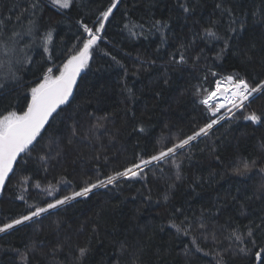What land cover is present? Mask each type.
I'll return each instance as SVG.
<instances>
[{
  "label": "trees",
  "instance_id": "16d2710c",
  "mask_svg": "<svg viewBox=\"0 0 264 264\" xmlns=\"http://www.w3.org/2000/svg\"><path fill=\"white\" fill-rule=\"evenodd\" d=\"M32 2L40 9L22 23L34 20V34L17 46L30 62L13 67L3 44L13 25L25 32L15 17ZM110 3L72 0L61 8L53 0H0V17H12L0 38V82L7 84L0 116L26 109L30 89L48 68L59 74L87 38L83 25L94 28ZM114 13L72 99L18 159L0 196V227L198 131L214 118L201 101L222 76L264 79V0H122ZM156 21L167 22L163 35ZM210 21L219 36L232 37L227 48L205 38ZM241 22L242 32L227 31ZM180 53L186 63L173 61ZM10 71L16 81L7 79ZM252 111L264 112V95L245 109L222 108L207 136L141 175L0 233V264H256L250 253L264 247V122L242 118ZM246 164L250 171L238 174Z\"/></svg>",
  "mask_w": 264,
  "mask_h": 264
},
{
  "label": "snow or ice",
  "instance_id": "6c2138e0",
  "mask_svg": "<svg viewBox=\"0 0 264 264\" xmlns=\"http://www.w3.org/2000/svg\"><path fill=\"white\" fill-rule=\"evenodd\" d=\"M122 0H111V3L107 6L106 10L99 13L97 20L94 22V28L84 24V32L87 33V38L82 41V46L70 54L66 62L63 63L62 67L56 69L58 75H53V69L48 68L45 74L40 78L39 82L30 89L31 99L27 104L25 110L7 111L6 114L0 116V190L5 186V183L10 179V174H14V166L17 165L18 157L22 153L30 151V146H33L34 142L37 141V137L41 135L45 125L49 123L50 117L53 113L60 108L61 105L67 104L69 98L73 95V89L77 82V77L80 75L82 69L88 67L89 61L93 58V52L95 46L102 39L101 33L106 31V25L109 23V18L114 17V10L118 8ZM72 0H53L55 6L61 8H69ZM185 13L189 12L190 9L185 5H181ZM220 7V5H217ZM40 9L38 2H32L28 7L20 10L19 14L16 15L15 19L20 21V27L25 28V32L21 33L16 31V26L13 25L12 35L3 44L5 53H11L13 55L17 52V46L20 42L22 35H33L36 23L34 20L29 19L25 26L22 21L26 18V14L31 12L32 16L36 15V11ZM225 12L231 11L230 9H224ZM264 19V15L260 17ZM12 17L9 16L7 19L0 17V38L3 37L5 32L8 30V25L11 24ZM159 25L158 31L163 35L164 28L167 27L166 21H156L153 25L156 27ZM216 22H209V27L203 29L205 38L208 41L211 40H222L225 48L229 46V41L232 39L231 36L221 37L217 34ZM245 29L243 22L239 23L238 27H232L229 25L228 32L238 33ZM135 35V33H132ZM143 33H141L142 35ZM198 35V34H197ZM46 39L51 41V33L46 35ZM195 39V37L193 38ZM20 51H23L22 49ZM224 49L217 53V57L223 53ZM199 59V57H197ZM250 59V57H249ZM115 60V57H113ZM175 63L183 64L187 62L186 56L183 53L179 54L177 60L173 56ZM28 57H17L15 60H10L9 64L15 66L17 64L23 65L29 63ZM216 75V73H212ZM7 79L16 81L18 77L14 71H10L7 75ZM221 85H225L222 87ZM7 88L6 82H0V92L5 91ZM131 94L132 90L128 89ZM264 95V79L254 80L252 83L239 75H227L222 76L220 80L215 82V87L212 91H209L205 98L201 101L202 104L207 105V110L212 114L209 122L199 127L198 131L193 132L191 135L185 138L179 139L176 143H173L171 147L161 148L157 154L151 155L148 159L140 157L138 163H133L131 166L126 167L123 171H117L113 175L107 176L104 180H97L95 183H89L87 186L80 189V191L73 192L71 195H65L62 199H55L53 203H48L47 207H38L35 211L30 212L28 215L22 216L20 219H15L11 223H4L0 227V233L7 232L13 229L15 225H20L24 221H29L33 217L40 216L41 213L47 212L49 209H54L59 205H63L70 200L80 196H88L93 189L99 187H106L110 184H115L121 177H136L141 175L142 168L152 164L153 161H164L170 156L176 154L178 149H183L189 146L190 143L196 140L198 137L204 135L207 136L214 125L218 124L223 117H216V113L220 109L225 108L228 112H232L233 109H245L253 99ZM221 98L225 101L224 103L218 102ZM245 120L260 123L264 122V112L257 114L256 111H252L250 114L242 117ZM141 131L143 129L141 128ZM179 167V165H177ZM250 171L249 166L246 164L243 171L237 170L238 174L243 175ZM264 171V169H262ZM179 179V176L177 177ZM23 199V197H21ZM165 196V200H167ZM173 227L180 231L178 225L173 224ZM203 227V225H201ZM257 227H260L259 225ZM185 234L188 233L185 231ZM237 241H241L245 237L237 235L235 232L232 233ZM254 235L253 229L249 228L247 232V238L251 240L253 245L255 241L252 240ZM80 255L83 257L87 249L81 248ZM242 252H247V249H241ZM252 259L256 264H264V247H260L258 250H253L250 253Z\"/></svg>",
  "mask_w": 264,
  "mask_h": 264
},
{
  "label": "water",
  "instance_id": "95a60500",
  "mask_svg": "<svg viewBox=\"0 0 264 264\" xmlns=\"http://www.w3.org/2000/svg\"><path fill=\"white\" fill-rule=\"evenodd\" d=\"M84 71H85V68L82 69L80 75L77 77V82H76V85H75V87H74V89H73V95H74V93H75V90H76V88H77V85H78V83H79V81H80V79H81V77H82ZM73 95L69 98V101L72 99ZM65 105H66V104L61 105L60 108L57 109V111L60 110V109H61L62 107H64ZM57 111H56V112H57ZM56 112H55V113H56ZM55 113H53V115H54ZM51 118H52V117H50V119H51ZM50 119H49V121H50ZM46 126H47V124L45 125V128H46ZM45 128H44V129H45ZM44 129H43V130H44ZM43 130H42V131H43ZM22 154H23V153H22ZM22 154H21V156H22ZM21 156H20V157H21ZM20 157H18V159H19ZM14 167H15V166H14ZM10 176H11V174H10ZM6 183H7V182H6ZM6 183H5V185H6ZM4 188H5V186H4ZM4 188H3L2 190H0V196H1V194L3 193V191H4Z\"/></svg>",
  "mask_w": 264,
  "mask_h": 264
},
{
  "label": "rangeland",
  "instance_id": "374dc122",
  "mask_svg": "<svg viewBox=\"0 0 264 264\" xmlns=\"http://www.w3.org/2000/svg\"><path fill=\"white\" fill-rule=\"evenodd\" d=\"M23 50V51H20V50ZM25 53V50H24V48H21V47H17V52H16V54L15 55H12V57L14 58V59H16L17 57H24V54ZM218 102H220V103H224L225 101L224 100H219ZM221 110V109H220ZM229 114V113H228ZM225 115V114H224Z\"/></svg>",
  "mask_w": 264,
  "mask_h": 264
},
{
  "label": "bare ground",
  "instance_id": "6f19581e",
  "mask_svg": "<svg viewBox=\"0 0 264 264\" xmlns=\"http://www.w3.org/2000/svg\"><path fill=\"white\" fill-rule=\"evenodd\" d=\"M220 100H223V98H221Z\"/></svg>",
  "mask_w": 264,
  "mask_h": 264
}]
</instances>
